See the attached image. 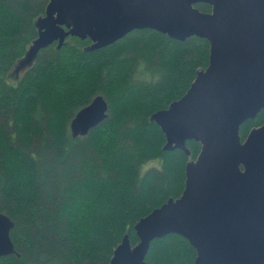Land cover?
Masks as SVG:
<instances>
[{
  "label": "trees",
  "instance_id": "1",
  "mask_svg": "<svg viewBox=\"0 0 264 264\" xmlns=\"http://www.w3.org/2000/svg\"><path fill=\"white\" fill-rule=\"evenodd\" d=\"M48 1L0 0V212L13 220L18 254L0 264H109L125 234L138 242L140 218L182 193L185 165L201 145L164 150L150 116L207 67L209 42L144 28L90 50L89 38L69 36L39 49L12 85L6 77L37 37ZM99 94L108 117L72 137L71 119ZM263 123L264 108L240 126V139ZM153 160L159 165L145 167ZM195 256L170 233L151 241L145 264H194Z\"/></svg>",
  "mask_w": 264,
  "mask_h": 264
},
{
  "label": "water",
  "instance_id": "2",
  "mask_svg": "<svg viewBox=\"0 0 264 264\" xmlns=\"http://www.w3.org/2000/svg\"><path fill=\"white\" fill-rule=\"evenodd\" d=\"M36 26L20 65L28 67L39 49L60 47L69 36L89 38L90 50L144 28L209 42L207 67L179 99L150 116L165 136L164 150L189 154L187 140L201 145L185 165L182 193L140 218L138 242L132 246L125 234L109 264H145L151 241L170 233L194 247V264H264V123L243 141L239 134L264 108V0H49ZM107 117L108 102L96 95L71 119L72 137ZM13 225L0 212V258L16 254Z\"/></svg>",
  "mask_w": 264,
  "mask_h": 264
},
{
  "label": "rangeland",
  "instance_id": "3",
  "mask_svg": "<svg viewBox=\"0 0 264 264\" xmlns=\"http://www.w3.org/2000/svg\"><path fill=\"white\" fill-rule=\"evenodd\" d=\"M19 65H20L19 62H17L6 77V80L12 85L17 83L18 81L17 79H19V77L22 75L24 70L27 68V64L20 65V66ZM158 165H159V161L153 160L147 163L145 167L158 166Z\"/></svg>",
  "mask_w": 264,
  "mask_h": 264
},
{
  "label": "flooded vegetation",
  "instance_id": "4",
  "mask_svg": "<svg viewBox=\"0 0 264 264\" xmlns=\"http://www.w3.org/2000/svg\"><path fill=\"white\" fill-rule=\"evenodd\" d=\"M196 4H197V3H196ZM196 4H195V5H196ZM206 4H207V3H206ZM208 5H209V4H208ZM195 7H196V6H195ZM196 8H197V7H196ZM210 11H211V6H210ZM210 11H209V12H210ZM202 12H203V11H202Z\"/></svg>",
  "mask_w": 264,
  "mask_h": 264
}]
</instances>
